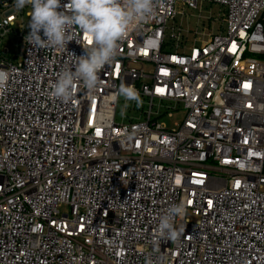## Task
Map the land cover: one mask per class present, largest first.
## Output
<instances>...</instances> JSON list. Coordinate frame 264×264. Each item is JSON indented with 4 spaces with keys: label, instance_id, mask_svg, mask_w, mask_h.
<instances>
[{
    "label": "built area",
    "instance_id": "1",
    "mask_svg": "<svg viewBox=\"0 0 264 264\" xmlns=\"http://www.w3.org/2000/svg\"><path fill=\"white\" fill-rule=\"evenodd\" d=\"M205 1L224 9L220 33L170 24ZM31 13L0 0V264H264V0H158L67 103L51 85L91 38L72 27L66 48L36 47ZM121 84L144 101L127 122ZM181 203L179 238H162Z\"/></svg>",
    "mask_w": 264,
    "mask_h": 264
},
{
    "label": "clouds",
    "instance_id": "2",
    "mask_svg": "<svg viewBox=\"0 0 264 264\" xmlns=\"http://www.w3.org/2000/svg\"><path fill=\"white\" fill-rule=\"evenodd\" d=\"M158 0H15V7L31 5L28 42L36 47L64 49L71 41L68 30L78 27L91 38V46L84 49L75 63V70L65 69L51 85V97L70 102L77 84L94 92L99 84L100 71L114 63L119 55L120 41L137 24L147 21L155 11ZM63 9V10H61ZM9 74L0 70V89H5ZM118 96L126 101L136 100L139 93L133 86L121 84ZM185 214V206L176 204L160 217L158 231L162 238L175 241L182 229L174 226L177 216Z\"/></svg>",
    "mask_w": 264,
    "mask_h": 264
},
{
    "label": "rangeland",
    "instance_id": "3",
    "mask_svg": "<svg viewBox=\"0 0 264 264\" xmlns=\"http://www.w3.org/2000/svg\"><path fill=\"white\" fill-rule=\"evenodd\" d=\"M178 10H183L181 5H178ZM185 15H177L176 19L172 21L171 25H181L183 28H191L195 29L197 26H199L200 30L205 31L207 33L213 31L214 33H220L223 31V29L226 27L225 24L222 22V16L224 13V9L220 4L213 3L210 1H205L202 3V6L197 9L192 8H185L184 10ZM210 18V19H209ZM29 20L28 18L25 19V27L26 30L29 29ZM211 30V31H210ZM18 31V22L16 26L13 27V30L10 34H8L3 39V45H6L10 51V55H15L18 49V41L22 39L20 38V35L17 33ZM208 37L205 36L204 39H207ZM151 67V65H149ZM134 100L126 101L122 96L119 97V103L117 107L116 112V121L127 122L130 117L136 116L135 111L133 108ZM144 103V101H143ZM141 99H139V103H137V108L141 106L142 104ZM183 110V108H181ZM183 119V113L182 112H175L174 117H163L162 120L167 123V125L171 128L175 126V121L181 122ZM68 209L67 206H63L61 208L62 211H66ZM195 219L194 217H192Z\"/></svg>",
    "mask_w": 264,
    "mask_h": 264
},
{
    "label": "snow or ice",
    "instance_id": "4",
    "mask_svg": "<svg viewBox=\"0 0 264 264\" xmlns=\"http://www.w3.org/2000/svg\"><path fill=\"white\" fill-rule=\"evenodd\" d=\"M89 42H91V41L89 40Z\"/></svg>",
    "mask_w": 264,
    "mask_h": 264
}]
</instances>
